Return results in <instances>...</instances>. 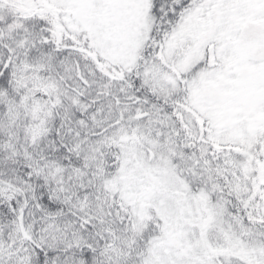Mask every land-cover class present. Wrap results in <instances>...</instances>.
<instances>
[{
    "label": "snow or ice",
    "instance_id": "1",
    "mask_svg": "<svg viewBox=\"0 0 264 264\" xmlns=\"http://www.w3.org/2000/svg\"><path fill=\"white\" fill-rule=\"evenodd\" d=\"M0 264H264V0H0Z\"/></svg>",
    "mask_w": 264,
    "mask_h": 264
}]
</instances>
